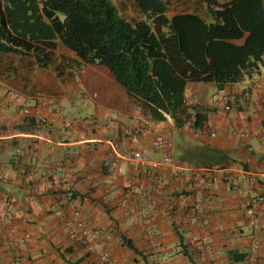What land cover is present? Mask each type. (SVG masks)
Returning a JSON list of instances; mask_svg holds the SVG:
<instances>
[{"label": "crops", "instance_id": "crops-1", "mask_svg": "<svg viewBox=\"0 0 264 264\" xmlns=\"http://www.w3.org/2000/svg\"><path fill=\"white\" fill-rule=\"evenodd\" d=\"M56 52L72 56L59 44ZM4 58L0 264H102L68 237L75 210L116 264H264V202L259 225L244 211L247 199L264 197V66L221 88L188 83L189 118L177 127L169 116L152 120L102 65L57 78L31 57ZM158 133L171 136L175 169L152 164ZM109 141L140 150L145 161L116 160ZM114 160L116 180L108 174ZM124 179L141 192L122 205Z\"/></svg>", "mask_w": 264, "mask_h": 264}, {"label": "trees", "instance_id": "trees-1", "mask_svg": "<svg viewBox=\"0 0 264 264\" xmlns=\"http://www.w3.org/2000/svg\"><path fill=\"white\" fill-rule=\"evenodd\" d=\"M130 1L128 18L114 0H0V64L28 56L57 78L102 65L152 120L177 127L189 118L188 83L221 88L264 66L263 0H194L172 16L168 0Z\"/></svg>", "mask_w": 264, "mask_h": 264}, {"label": "built area", "instance_id": "built-area-1", "mask_svg": "<svg viewBox=\"0 0 264 264\" xmlns=\"http://www.w3.org/2000/svg\"><path fill=\"white\" fill-rule=\"evenodd\" d=\"M228 108L229 107L227 105L224 106V109H228ZM26 111L27 110H25V112ZM41 119L44 122L47 121L46 117H42ZM233 133L238 134L239 136L244 138H251L254 136V133L245 130H236ZM260 138L264 140V131L260 135ZM150 145L152 150L155 153H157L159 156V159L152 163L153 165L156 166L161 165L168 167L170 169H175L176 161L172 155L173 141L171 139L170 134L158 133L154 135V137L150 142ZM109 147L112 155L116 160L122 159L137 164L143 163L145 161V157L140 150L131 147L121 146L119 143L113 141H109ZM115 164L116 163L114 160L108 169L109 177L112 180H116L118 177ZM121 187L123 189V196L120 198V202L122 205L126 204L130 194L141 192L138 185L130 179L122 180ZM263 202H264V197L262 195L249 198L246 201V205L244 209L245 215L253 225H259L262 219V211L259 206ZM148 205L149 207H151L149 203ZM190 220L192 222H196L198 220V217L192 216ZM65 224L66 227L68 228V232H67L68 237L71 240L86 247L89 251L96 253L102 264H116L115 261L111 258L110 254L106 250L100 247L98 241V230L93 227H89L87 224H85L83 220L79 218L78 210H75L73 214L69 216V218H67ZM27 237L28 234L26 233L23 235L21 240H24ZM154 246L155 249L161 247L159 242H155ZM256 246H257L256 239H252L250 242L251 250H255ZM163 255L165 259L169 258L168 252H164ZM209 264H216V261L211 260Z\"/></svg>", "mask_w": 264, "mask_h": 264}, {"label": "rangeland", "instance_id": "rangeland-1", "mask_svg": "<svg viewBox=\"0 0 264 264\" xmlns=\"http://www.w3.org/2000/svg\"><path fill=\"white\" fill-rule=\"evenodd\" d=\"M121 12L128 18L136 16V12L132 9L130 0H114ZM194 0H168V13L174 14L177 12H185L190 10V5H193Z\"/></svg>", "mask_w": 264, "mask_h": 264}]
</instances>
